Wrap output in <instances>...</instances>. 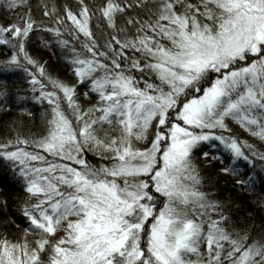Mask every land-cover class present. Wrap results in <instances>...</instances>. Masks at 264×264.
I'll list each match as a JSON object with an SVG mask.
<instances>
[{
	"label": "snow or ice",
	"instance_id": "obj_1",
	"mask_svg": "<svg viewBox=\"0 0 264 264\" xmlns=\"http://www.w3.org/2000/svg\"><path fill=\"white\" fill-rule=\"evenodd\" d=\"M134 6L142 11L126 15ZM96 11L112 30L103 45L90 25ZM43 14L50 23L30 9L0 22V45L11 46L0 66L23 69L32 99L48 103L40 133L0 143L23 181L26 221L16 239L0 230V264H264V230L229 227L195 158L207 142L233 162L264 161L228 123L264 141V0H103L95 10L79 0L63 12L45 3ZM41 27L63 46L72 43L64 33L82 34L67 57L74 83L27 50ZM81 83L85 97L95 94L87 105ZM209 155L223 160L219 150L201 151ZM248 176L234 182L251 191Z\"/></svg>",
	"mask_w": 264,
	"mask_h": 264
},
{
	"label": "trees",
	"instance_id": "obj_2",
	"mask_svg": "<svg viewBox=\"0 0 264 264\" xmlns=\"http://www.w3.org/2000/svg\"><path fill=\"white\" fill-rule=\"evenodd\" d=\"M85 2L93 6V10H95L103 3V0H85ZM3 3L4 0H0V22L5 19L9 21L18 20L30 9L33 19L42 23H50L51 17L43 14L45 3L49 5L54 3L58 12H63L65 4L74 10H78L79 7V0H25L23 7L6 11ZM141 11L139 7L134 6L127 10L126 15L134 16L136 12ZM124 19L125 17L122 16L117 18V27L123 24ZM68 23L70 24V21ZM90 25L96 38L103 45L112 30L108 28L98 11L91 18ZM64 38L72 42L70 46L59 44L47 29L42 27L33 29L27 41V50L45 65L47 71L74 83L75 76L70 71L72 66L67 57L71 55V46L82 47L83 36L81 34L73 40L72 33L66 32ZM10 49V45H0V59L6 58ZM29 67L36 71L34 66L29 65ZM37 74L39 75V73ZM77 87L78 99L82 104L87 105L95 100L94 93H90L88 97L83 95L87 89L86 84L81 83ZM0 92L4 93L0 95V143H3L5 138H11L15 132L27 136L40 133L43 130L42 114L48 108V103L47 101L41 102L32 99L33 93L29 77L23 69L13 68L4 71L0 66ZM228 123L233 133L248 139L256 145L258 150L264 151V141L251 136L231 119L228 120ZM213 143L218 144L217 141H213ZM218 150L221 152L223 160L214 159L213 155H209L207 159L201 156V151L214 154ZM88 155L89 159L95 162L96 158L91 153ZM195 158L200 167L203 190L224 202V212L230 217V220L227 221L229 227L249 228L253 235L261 233L264 230V168L260 165L264 164V161L258 157H253L255 166L242 158L233 162L229 153L222 148L214 149L207 142H204L197 149ZM233 163L240 169L238 174L220 171L222 167ZM250 172L253 173L251 191L234 182L241 178L249 179L248 173ZM24 196L23 181L18 176L13 175L10 162L0 157V230H7L8 235L13 239L20 236L26 223L19 208V202ZM12 220L16 223H12ZM16 224H19L20 227H17Z\"/></svg>",
	"mask_w": 264,
	"mask_h": 264
}]
</instances>
